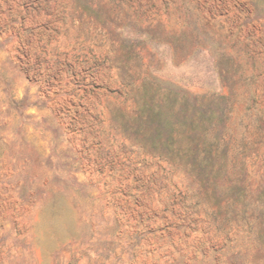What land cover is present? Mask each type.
<instances>
[{"label":"rangeland","instance_id":"1","mask_svg":"<svg viewBox=\"0 0 264 264\" xmlns=\"http://www.w3.org/2000/svg\"><path fill=\"white\" fill-rule=\"evenodd\" d=\"M0 264H264V0H0Z\"/></svg>","mask_w":264,"mask_h":264}]
</instances>
